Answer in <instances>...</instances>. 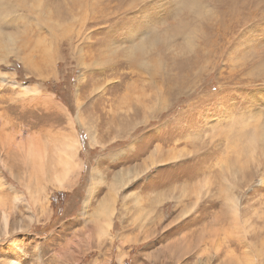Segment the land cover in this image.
<instances>
[{
    "label": "rangeland",
    "instance_id": "1",
    "mask_svg": "<svg viewBox=\"0 0 264 264\" xmlns=\"http://www.w3.org/2000/svg\"><path fill=\"white\" fill-rule=\"evenodd\" d=\"M241 8L0 0V264H264V12ZM69 140L61 185L16 147L51 169Z\"/></svg>",
    "mask_w": 264,
    "mask_h": 264
},
{
    "label": "bare ground",
    "instance_id": "2",
    "mask_svg": "<svg viewBox=\"0 0 264 264\" xmlns=\"http://www.w3.org/2000/svg\"><path fill=\"white\" fill-rule=\"evenodd\" d=\"M235 1H237V0H235ZM241 2H242V8L241 9H243V7H244L245 8L244 10L247 11L249 9V3H251V7L253 8V11H255V13H256V11H258V12L260 11L259 13H261V11H262V13L264 12V0H260V1L259 0H241ZM257 6H258V9H257ZM235 7L237 8V6H235ZM238 11H239V9H238ZM19 145L20 144H18V146H16V147L19 148L20 151H22V153L24 154V156L22 157V160L24 162H27V163L31 162L32 163L31 164L32 169L35 171V173L36 172L39 173V175L40 174L45 175V173H47L48 170H51L52 180L59 185H61V181H63L62 179L63 178L65 179L66 175L73 168V166H72L73 158L76 157L75 156V150H77L76 141L69 140V141L63 143V145H62L63 147H61V148L59 147L60 149H58L59 154H58L57 161H56L54 166H50L51 169H48L46 167V164H45L46 159H45V152L44 151H42L41 149H39L37 147L33 148L29 144H28L29 146H25V147H23V145L22 146H19ZM108 198H110V197L108 196L105 200H103L99 204V206L96 210V214H95L96 218H97L96 221H98V226H99V227L97 226L98 227L97 230L100 233L106 231L104 229V227H105L104 225H106L108 223V219H109L110 211H108V207H107L108 206V204H107ZM234 208H235V205H234L233 209ZM235 211H236V209H235ZM233 215H234V213H233ZM0 218H2V221L4 223V228L6 229L7 225H8L9 215L5 211H3L2 217H0ZM99 223H100L101 227H100Z\"/></svg>",
    "mask_w": 264,
    "mask_h": 264
},
{
    "label": "clouds",
    "instance_id": "3",
    "mask_svg": "<svg viewBox=\"0 0 264 264\" xmlns=\"http://www.w3.org/2000/svg\"><path fill=\"white\" fill-rule=\"evenodd\" d=\"M208 14L211 15V10H209Z\"/></svg>",
    "mask_w": 264,
    "mask_h": 264
}]
</instances>
